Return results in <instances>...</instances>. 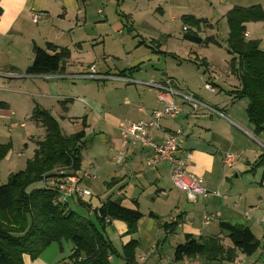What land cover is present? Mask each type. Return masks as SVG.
<instances>
[{"label":"crops","instance_id":"1","mask_svg":"<svg viewBox=\"0 0 264 264\" xmlns=\"http://www.w3.org/2000/svg\"><path fill=\"white\" fill-rule=\"evenodd\" d=\"M86 1L93 2L95 0H0L1 59L3 56H10L13 47H21L20 54L23 53L25 60L27 59L31 62L33 46H37L33 37L35 35L45 40L44 48L49 45L53 46L52 48L56 51L64 49L48 41V38L62 37L61 19L74 10L78 11L79 5L84 6L87 4ZM256 4L260 6L261 10H264V0ZM26 14L31 16L33 24H37L47 18L48 28L47 24H45L35 34L31 33L28 37L24 33L22 20ZM35 15L39 17L33 22V16ZM52 16L62 17L57 20L58 24L54 28L51 27ZM245 34V39L252 40L251 32L244 31ZM20 40L23 41L22 44ZM28 41L29 46H27ZM213 41H215L214 38ZM159 52L162 53V51ZM191 52L192 49L189 53H184V57H179L182 60H179L176 66L167 67L164 71L144 73V67L139 65L126 68L123 71L125 72L124 75L133 77L132 79L136 80V82H123V84H133L144 88H135L134 92L131 86L116 88V94L110 105H107L105 101L101 104L95 100L87 99L90 107L84 111L85 119L82 122L85 128L83 129V125H81V128H78L77 131L83 129L86 136L88 127L101 128L99 130L101 137L95 140L92 139L93 141L90 142L86 150L85 143L81 152L82 161L80 167L74 172V175L79 178L82 187L86 189L92 188L91 196L83 200L73 199L86 202L91 210L96 209L106 200L119 202L125 208L137 209L143 196H148L152 201L163 199L164 202L169 203L174 208V211L172 213L173 216H168L166 222H178L173 234L165 235L160 228V221L158 222L160 217L155 211H150L149 213H152L156 218L150 217L148 213L150 220L146 227L143 228L142 225L143 216L137 223L135 234L137 237L139 236L140 240L142 237L146 239V244L141 248L143 250L147 249L146 255H144L147 256L146 259L153 254L149 253L151 249L154 248V252L158 249L157 245L159 242L155 241L154 237L160 234L167 238L174 235H181L184 238L186 234L191 235L193 238L204 240L214 237L220 240L225 249H232L233 246L227 239L228 233L219 227V223H225L231 226L248 228L260 243V246L251 256H245L239 250H235L232 261L224 262L223 264H232L235 261L241 262V264H264V222L262 221L264 217V130L258 133L254 131V126L248 121L245 112L248 104L247 99L236 98L239 82L234 71L235 65L231 63L232 56L228 55L221 62L227 77H221L220 79L219 76L211 71L204 77L200 75L199 70L203 66L206 70H210V66L203 61L199 64L200 56L191 57L189 56ZM69 58L70 52L68 51V57L62 61L57 72L37 76L64 79L51 81L50 86L53 90L51 100L59 98L55 90L57 86L66 83L67 80L65 79L83 76H78L81 73L80 71L72 73L68 63ZM11 59L16 60L14 57ZM18 62H11L9 59V63L5 64L0 60V70L4 67L9 71L5 72L9 74V76L5 74L6 78L14 80L21 77L17 74L19 70H22ZM141 74L146 77L137 79ZM106 76L112 77L115 75L107 74ZM167 77L176 81L179 92L193 95L206 106L199 105L194 107L186 102L181 95H176L174 102L179 108V113L171 121L165 118L162 119L160 126L163 130L161 132L152 130L151 133L152 140L158 144L164 139L163 132H172L178 128L182 130L183 137L180 148L191 155L187 172L193 176L200 177L203 186L208 192L207 196L198 197L195 203L187 200L184 191L173 187H164L165 178L170 177L166 163H159L154 168L146 166L145 161L151 154V148L149 147H130L123 166L116 167L113 163L114 155L121 147L118 125L123 122H136L146 119L150 112L159 110L162 104L157 100L156 90L152 86L147 85V82L162 80ZM29 78H34V76H29ZM83 78L86 77L83 76ZM111 80L122 82L113 78ZM202 82L204 84L205 82L210 83L214 88V96H206L202 92ZM5 92L0 89L2 94L11 96L14 93ZM152 93V96H147ZM207 93L211 92L207 91ZM221 94L225 96H219ZM7 99L9 98L0 99V104L9 106ZM244 100H246L243 102L244 106H236L240 101ZM74 103L78 105V102L75 101L69 106H74ZM79 103L85 102L79 101ZM63 106L61 113L68 111L66 106ZM104 109L107 111H104ZM86 111H88V114ZM101 123L103 124L102 126H100ZM10 128H17V125L12 123ZM84 142H86L85 137ZM227 155L232 156L230 163L225 162ZM86 163H88V166ZM235 204H239V207H235ZM244 211L249 212V217L244 216ZM196 214L201 218V225L198 229L187 224L190 217L193 218ZM205 216H211L212 218L205 222ZM108 225L112 227L121 241L126 238L137 241L131 238L132 236H125L127 227L123 222L114 220ZM147 238L149 239V244ZM71 252L72 247L69 248L68 253H65L62 243L60 246L54 242L48 245L35 259H30L26 255L23 256V263L69 264L68 256ZM108 260L110 261L111 258L109 257ZM190 261L192 262V260Z\"/></svg>","mask_w":264,"mask_h":264},{"label":"rangeland","instance_id":"2","mask_svg":"<svg viewBox=\"0 0 264 264\" xmlns=\"http://www.w3.org/2000/svg\"><path fill=\"white\" fill-rule=\"evenodd\" d=\"M261 1L263 0L86 1L87 4L84 6L79 5L78 11L74 10L65 18L59 17L62 18L60 28L63 30V35L58 38H48V41L70 52L69 67L72 73L80 71L81 73L78 76L83 75L85 77L91 66L94 67L98 75H117L134 65L144 67V73L164 71L167 67L176 66L177 62L182 60L180 58L184 57L183 54L189 53L192 49L193 53L191 52L189 56L195 58V55H198L200 56L199 64L203 61L210 66V70L204 69L203 66L199 70V74L204 77L211 71L221 79V77H227L221 62L229 55L226 51L228 29L225 19L226 13L234 7L249 8L255 5L258 6L256 3ZM99 10L102 13H98ZM262 11L264 13V10ZM183 17L186 19L191 17L205 22L200 23L198 27H194L184 22ZM59 18L57 16L53 17L52 28L57 26ZM22 20L24 33L28 37L31 33L35 34L43 25L47 24V28L49 26L47 18L33 24L31 16L26 14ZM263 21L264 19L261 21H248L244 24V31L251 32L252 41H256L262 51H264ZM183 26L190 31H194L205 43L199 46L184 40L183 36L188 31H184ZM33 37L36 45L44 48L45 40L38 35ZM211 38H214L215 41H210ZM20 43L22 44L23 41L20 40ZM27 46H29V41ZM21 50V47H13L10 56H3L2 59L0 57V60L5 64L9 63L10 59L11 62L15 63L19 61L18 65L22 67V70L17 73L21 77L14 80L5 77V72L8 70L4 67L0 70V89L6 91L5 93L14 92L11 96L0 93V99L9 98L7 99L9 106L0 104V147L9 146V149L0 158V185L5 184L11 174L24 170L27 161L31 160L35 153L37 143L44 138L41 127L31 119L35 110H46L57 121L62 133L71 135L78 128H81L82 121L85 119L84 111L90 107L87 99L95 100L101 104L105 101L107 105H110L116 94V88L131 86L133 92L135 88H144L133 84L125 85L123 82L111 80V78L99 80L79 76L80 78L65 79L67 80L66 83L57 86L55 90L59 98L51 100L53 93L50 86L51 81L64 79H51V76L42 78L40 76H34V78L25 76L24 69L26 68L24 67H28L31 62L25 60L23 53L20 54ZM13 57L16 60H12ZM80 67L82 68L80 69ZM7 75L9 76V74ZM141 77L146 76L141 74L137 79ZM202 88L204 90L202 92L206 96L215 95L214 93H207L203 82ZM152 95L153 93L147 96ZM219 96L224 97L225 95L221 94ZM78 99H82L85 103H81V105ZM74 100L78 102V105L74 103V106H69L75 102ZM245 101H240L236 106H244L243 102ZM63 105L66 106L68 111L61 113ZM104 111L107 110L104 109ZM86 113L88 114V111ZM12 123H15L17 128L11 129L10 124ZM21 124L23 127H21ZM102 125L101 123L100 126ZM99 130L101 128L88 127L86 129L85 150L91 141L101 137ZM86 164L88 166V163ZM59 172L69 175L74 174L72 170L61 165H55L52 170L50 169L46 173L52 176ZM47 174H42L40 182L31 185L30 189L44 188L42 181L44 175ZM169 178H165L163 184L165 188L173 187ZM88 190L92 192L91 187ZM28 203L31 207H36V203L31 199ZM67 203L76 215L90 219L97 226L99 233L111 242L113 256L110 257L111 260L108 264H126L123 260V247L130 242V239L126 238L121 241L110 225H106L103 230L96 223L93 212L87 211L76 199H68ZM137 210L143 215L142 225L144 228L150 220L148 217L150 211L157 212L160 217L158 222L163 223L167 221L168 216L172 215L174 208L169 203L164 202L163 199L152 201L148 196H143ZM187 224L198 229L201 225L200 216L196 214L195 217H190ZM134 234L130 235L131 238L138 241L134 248V264H173L174 246L183 242L181 235L167 238L160 234L154 237V240L159 242L158 249L147 259L141 261L139 258L144 257L147 252V249H141L146 244V239L142 237L140 240L139 236L137 237ZM147 242L149 244L148 238ZM62 246L65 253H68L72 244L68 240H62ZM184 263L201 264L202 262L200 258H194L192 262L186 260ZM214 264L221 263L215 262Z\"/></svg>","mask_w":264,"mask_h":264},{"label":"trees","instance_id":"3","mask_svg":"<svg viewBox=\"0 0 264 264\" xmlns=\"http://www.w3.org/2000/svg\"><path fill=\"white\" fill-rule=\"evenodd\" d=\"M225 19L228 28L226 51L232 56L231 63L235 65L239 82L236 98L247 99L245 112L258 133L264 130V52L256 41L245 39L244 24L263 20L264 13L257 5L234 7L226 13ZM183 21L194 27L205 22L191 17H183ZM186 31L184 40L197 45L205 43L194 31L187 28ZM209 40L213 41V38ZM52 47L33 46V58L25 75H48L60 69L62 61L68 57V51H56ZM31 119L41 127L44 138L37 143L35 153L24 170L11 174L6 183L0 185V264H24L23 256L35 259L51 243L61 246L62 240L72 244L69 264H108V258L113 256L111 242L99 233L90 219L76 215L67 202L57 200L55 191L45 187L30 189L31 185L40 182L42 174H47L55 165L66 167L73 173L79 169L85 145V125L82 122V130L65 135L46 110H35ZM8 149L9 146L0 147V158ZM29 199L36 203V207L30 206ZM78 202L87 211L93 212L96 223L103 230L109 224H105V219L123 222L127 227L125 236L136 232L137 223L143 216L137 209L125 208L116 201L106 200L93 210L86 202ZM149 216L156 218L152 213ZM177 226V221L163 222L160 228L165 235H169L175 232ZM219 227L228 233L232 249H225L218 238L204 240L186 234L183 242L174 246L173 264H185V260L194 258H200L201 264H222L232 261L235 250L251 256L260 246L246 227L225 223H219ZM136 245L137 241L130 240L123 247L126 264L135 263Z\"/></svg>","mask_w":264,"mask_h":264},{"label":"built area","instance_id":"4","mask_svg":"<svg viewBox=\"0 0 264 264\" xmlns=\"http://www.w3.org/2000/svg\"><path fill=\"white\" fill-rule=\"evenodd\" d=\"M102 13V11H98ZM38 15L33 16V22L38 19ZM186 31V28L183 27ZM246 37V35H244ZM85 77H92L99 80H105L109 78L121 80L125 83L136 82L127 75H115L112 77H106V75H98L93 66L89 67L88 73ZM147 85L152 86L156 90L157 100L162 104L160 110H153L147 115L146 119L136 122H123L118 125V132L120 136L121 147L119 151L114 155L113 163L117 167H121L125 163L128 149L133 146H142L151 148V154L145 161L147 167L154 168L159 163H166L169 167V176L174 188L185 192L186 198L189 202L195 203L198 197L207 196L208 192L202 184V179L197 176H193L187 172V166L190 163L191 155L187 151H183L180 148V143L183 137L182 130L180 128L164 134V139L161 143H155L152 140V130L162 131L160 121L162 119L173 120L179 113V108L174 102L176 95H181L186 102L196 106H203L199 100L189 93L179 92L176 81L173 78H163L162 80H151L147 82ZM204 87L207 91L213 93L214 88L210 83L205 82ZM83 102L82 99H78ZM22 126V124H21ZM232 156L227 155L225 162L230 163ZM66 168V167H65ZM43 185L47 189H51L57 193V200L61 203H66L68 199L83 200L91 196L88 189L80 185V180L74 174L69 175L63 172H59L56 175H45L42 181ZM226 199V198H224ZM235 207H239V204H235ZM244 216L249 217V212L244 211ZM210 217H204V221L211 220ZM264 222V217L262 218ZM105 224L110 223L108 219H105ZM149 253H154V248ZM147 256L140 257L143 261ZM232 264H241V262L235 261Z\"/></svg>","mask_w":264,"mask_h":264}]
</instances>
